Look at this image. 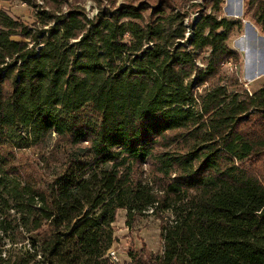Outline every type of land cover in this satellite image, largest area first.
<instances>
[{"label":"trees","instance_id":"obj_1","mask_svg":"<svg viewBox=\"0 0 264 264\" xmlns=\"http://www.w3.org/2000/svg\"><path fill=\"white\" fill-rule=\"evenodd\" d=\"M44 1L32 24L0 9V264H114L120 209L173 214L162 253L126 264H264V84L229 74L235 23L172 0ZM33 147L51 148L40 175L16 161Z\"/></svg>","mask_w":264,"mask_h":264},{"label":"rangeland","instance_id":"obj_2","mask_svg":"<svg viewBox=\"0 0 264 264\" xmlns=\"http://www.w3.org/2000/svg\"><path fill=\"white\" fill-rule=\"evenodd\" d=\"M128 0H61L63 11H67L72 6H81L86 9L90 16L97 13L98 6H119ZM175 7L187 13L186 20L192 22L203 12L217 14L219 18H227L235 23V27L228 41L229 46L241 55V68L237 73L235 67L229 65L227 69L233 76H239L240 85L243 90L249 92L257 91L264 84V33H262L256 19L253 16V9L249 0H222L220 10L205 7L204 0H172ZM36 5H30L24 0H3L0 2V9L6 11L15 18L21 19L26 24H32L37 20L38 9L47 8L44 0H34ZM196 3V4H195ZM198 6H195L197 5ZM206 55H202V62ZM235 72V73H234ZM226 76V75H225ZM231 77V75H227ZM226 77V78H227ZM51 148L33 147L17 151L16 161L20 163V168L26 171L33 170L41 173L43 165L40 163V156L47 154ZM63 154L58 153V157ZM58 164H52L56 167ZM147 168V167H145ZM44 170L43 172H46ZM146 212L128 225L127 212L120 209L114 223L116 241L113 249L120 259L119 264H126L130 261L129 252L140 248H147L149 251L161 254L163 251V240L161 237V227L173 216L171 211H165L161 216ZM0 231V235H2ZM7 241V240H5ZM8 243V241H7Z\"/></svg>","mask_w":264,"mask_h":264},{"label":"built area","instance_id":"obj_3","mask_svg":"<svg viewBox=\"0 0 264 264\" xmlns=\"http://www.w3.org/2000/svg\"><path fill=\"white\" fill-rule=\"evenodd\" d=\"M110 259L114 264H119L120 259L118 258L117 252L113 248L110 249Z\"/></svg>","mask_w":264,"mask_h":264},{"label":"bare ground","instance_id":"obj_4","mask_svg":"<svg viewBox=\"0 0 264 264\" xmlns=\"http://www.w3.org/2000/svg\"><path fill=\"white\" fill-rule=\"evenodd\" d=\"M109 256H110V251H109Z\"/></svg>","mask_w":264,"mask_h":264}]
</instances>
